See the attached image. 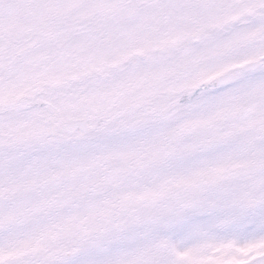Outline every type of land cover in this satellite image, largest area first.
I'll use <instances>...</instances> for the list:
<instances>
[{"label":"snow or ice","instance_id":"1","mask_svg":"<svg viewBox=\"0 0 264 264\" xmlns=\"http://www.w3.org/2000/svg\"><path fill=\"white\" fill-rule=\"evenodd\" d=\"M0 264H264V0H0Z\"/></svg>","mask_w":264,"mask_h":264}]
</instances>
